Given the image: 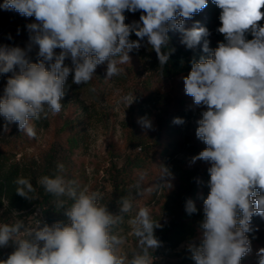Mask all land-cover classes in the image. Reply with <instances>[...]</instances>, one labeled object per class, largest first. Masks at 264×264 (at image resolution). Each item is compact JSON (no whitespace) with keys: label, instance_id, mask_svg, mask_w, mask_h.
Returning a JSON list of instances; mask_svg holds the SVG:
<instances>
[{"label":"clouds","instance_id":"1","mask_svg":"<svg viewBox=\"0 0 264 264\" xmlns=\"http://www.w3.org/2000/svg\"><path fill=\"white\" fill-rule=\"evenodd\" d=\"M208 2L4 0L0 8L34 16L38 21L27 28L39 51L38 62L32 63L24 49L0 47V74L12 73L0 98V116L8 124L17 123L29 138H35L37 132L30 121L61 111L70 73H74L73 83L87 84L97 66L107 61L106 79L111 78L119 73L118 64L130 62L129 53L139 49L145 37L164 66L174 51H163L172 28L181 33L180 42L188 49L210 34L206 27H185V21L206 8ZM212 2L222 10V26L217 31L224 35L226 43L219 42L210 58L201 57L199 62L193 59L191 71L184 78L185 93L196 105L207 106L196 129L197 138L207 147L191 162H211L210 192L204 200L201 225L203 238L199 246L190 245V251L195 264H240L251 249L245 234L252 230V217L264 216V26L258 23L264 19V0ZM125 10H142V24H125ZM177 15L181 19L177 20ZM133 31L140 40H129ZM246 32L254 38L246 40ZM208 44L205 40L206 53ZM57 48L61 49L59 54L54 51ZM68 58L71 68L64 64ZM124 99L130 105L134 97ZM141 122L151 127L149 120L141 118ZM184 122L179 117L173 121L178 125ZM65 171L60 163L56 174L45 175L38 183L56 197L55 206L63 209L67 222L41 226L38 219L35 226L23 220L0 224V248L8 247L10 242L15 246L0 264H153L152 251L160 246L154 229L160 225L152 219L149 209L140 208L128 220L137 238L136 249L128 259L123 254L126 237L119 234V226L125 214L132 211V202L121 197L120 213L113 214L102 203V192L80 188L74 180L65 178ZM170 176L169 169L162 167L161 179ZM14 183L16 193L30 200L29 193L35 191L30 180L17 177ZM162 185L172 187L167 179ZM257 189L259 195L255 194ZM196 211L194 202L187 200L186 212ZM258 256V264H264V248Z\"/></svg>","mask_w":264,"mask_h":264},{"label":"rangeland","instance_id":"2","mask_svg":"<svg viewBox=\"0 0 264 264\" xmlns=\"http://www.w3.org/2000/svg\"><path fill=\"white\" fill-rule=\"evenodd\" d=\"M3 3L4 0H0V5ZM142 14V10H125V24H142ZM198 14L200 16L194 14L185 21L186 28L204 27V10ZM10 19L15 24L5 23ZM176 19L181 17L177 15ZM32 23H38L34 16L26 17L15 10L0 8V26L3 27L0 47H20L27 52L26 58L36 63L39 48L31 41L32 33L27 28ZM172 29L175 33H172L171 39L177 35V30ZM209 33L208 47L212 48L220 40L221 33L214 28ZM129 40L140 38L133 31ZM204 41L201 39L193 49L203 47ZM140 44L139 49L129 53L130 62L118 64L120 71L111 78L106 79L107 61L97 66L87 84L77 85L73 83V76L68 77L61 111L58 114L49 112L46 119L30 121L37 132L35 138H29L17 123L8 124L0 116V155L4 156L6 169L17 166L35 189L30 204L21 211L9 209L8 202L4 201L0 224L23 220L26 225L33 226L38 219L48 220V225L58 219L67 222L64 212H59L63 209L55 206L56 197L51 195L47 200L49 193L38 183L41 177L56 174L57 165L63 163L65 178L74 180L80 188L102 192V203L108 206L111 213H120L121 197L132 202V211L125 214L124 223L119 226L122 229L119 234L126 237L123 254L128 259L132 258L137 245L128 220L140 208L147 207L152 219L160 225L154 229L160 246L152 251L153 264H188L186 259L190 245L199 246L203 238L201 225L204 220L198 217V213L204 212V201L199 198L203 191L200 186L209 185L206 175L211 162L191 161L207 147L196 136L197 121L202 119L207 106L196 105L193 98L185 93L184 78L187 73L176 76L164 74L151 64L152 48L147 38L140 40ZM54 51L59 54L61 49ZM64 64L71 68V59H66ZM16 71H19L18 67ZM11 76V72L0 74V98ZM125 97H134V100L128 105ZM177 117L185 122L179 125L173 123ZM141 118L149 120L151 127H144ZM6 125L7 131L4 130ZM162 167H167L171 173L170 177L164 178L170 180L171 188L162 185ZM188 171L195 173L198 188L194 194L191 184L187 183ZM255 194H260L259 189ZM189 199L197 209L192 214L186 212ZM174 221H192L194 227L193 236L176 247L163 240V234ZM250 226L252 230L245 235L249 238L251 249L240 264H258V252L264 248V216L254 215ZM1 250L4 257L1 256L0 260H4L15 250V246L10 242Z\"/></svg>","mask_w":264,"mask_h":264},{"label":"trees","instance_id":"3","mask_svg":"<svg viewBox=\"0 0 264 264\" xmlns=\"http://www.w3.org/2000/svg\"><path fill=\"white\" fill-rule=\"evenodd\" d=\"M204 10V15L202 17L203 23L202 25L206 27L209 32L211 28H214L215 30L221 27V21L219 19V16L221 14V9L212 2V0H209L208 5ZM261 11H264V9H261ZM196 16H200L198 13L195 14ZM5 23H11L15 24L14 21L11 19L8 21H5ZM261 26H264V19H262L260 22H258ZM2 26H0V33L2 31ZM172 33H175L173 29H171L168 32L169 41L167 44V47L163 49V51H171V54L169 55L168 62L161 66L160 62L158 60L157 53L152 48V52L150 55V61L151 64L159 68L164 74L170 75V76H176L181 75L184 73L189 74L191 71V61L195 59L197 62H199L201 57H204L205 59L210 58L211 50L218 47L219 42L226 43L224 35L221 33L220 40L216 41L212 48H209V52H204L203 47H198L195 49H188L187 47L183 46L181 41V33L177 30V35L171 39ZM254 37L251 35L250 32L245 33V39L251 40ZM203 40H208L209 35L206 37H202ZM74 76V73H71L69 77ZM64 86H67L65 84ZM190 146V143H188ZM4 156L0 155V211L5 208L4 201L8 202V208L15 210V211H21L24 208H26L29 204L31 199L33 198L32 193H29L30 200L26 199L24 197H21L16 193L17 185L14 183V181L17 179V177H25L28 178L27 175L23 174L17 166H12L10 168L6 169V161L3 158ZM206 180H210V174L206 175ZM187 183L191 184V190L193 189V194L196 193L198 186L195 185V173L193 171L187 172ZM206 181V182H208ZM203 191L199 198L204 201L209 192L210 188L208 183L204 184L203 186H200ZM51 194L47 195V200H50ZM58 214L57 209L55 210ZM63 213L64 211H59ZM56 214V213H55ZM53 214V215H55ZM198 217L200 220H204L205 214L204 212L198 213ZM62 219H58V221H61ZM194 234V227L192 221H174L169 230L163 234V240L167 241L169 244H171L172 247H176L180 245L181 243L185 242L186 240H189ZM4 257L2 250L0 248V257ZM186 262L188 264H195V261L192 259V253H190L187 256Z\"/></svg>","mask_w":264,"mask_h":264},{"label":"built area","instance_id":"4","mask_svg":"<svg viewBox=\"0 0 264 264\" xmlns=\"http://www.w3.org/2000/svg\"><path fill=\"white\" fill-rule=\"evenodd\" d=\"M39 220L41 221V226H43L44 223H47L48 222V220H45V219H39ZM35 224H36V222H35ZM35 224L33 226H35Z\"/></svg>","mask_w":264,"mask_h":264}]
</instances>
